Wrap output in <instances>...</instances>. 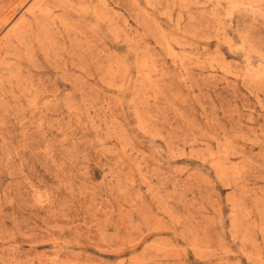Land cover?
Wrapping results in <instances>:
<instances>
[{
	"label": "rangeland",
	"instance_id": "374dc122",
	"mask_svg": "<svg viewBox=\"0 0 264 264\" xmlns=\"http://www.w3.org/2000/svg\"><path fill=\"white\" fill-rule=\"evenodd\" d=\"M0 264H264V0H0Z\"/></svg>",
	"mask_w": 264,
	"mask_h": 264
}]
</instances>
